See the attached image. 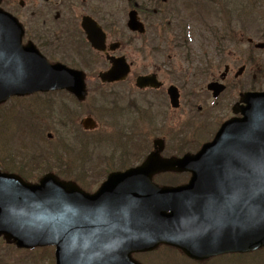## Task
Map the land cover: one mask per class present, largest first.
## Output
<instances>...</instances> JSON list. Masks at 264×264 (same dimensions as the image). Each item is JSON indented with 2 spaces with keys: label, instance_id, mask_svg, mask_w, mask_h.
I'll use <instances>...</instances> for the list:
<instances>
[{
  "label": "flooded vegetation",
  "instance_id": "obj_1",
  "mask_svg": "<svg viewBox=\"0 0 264 264\" xmlns=\"http://www.w3.org/2000/svg\"><path fill=\"white\" fill-rule=\"evenodd\" d=\"M178 5L130 0H18L9 8L4 1V7L24 27V46L35 47L50 65L84 73L88 91L85 98L93 93L92 100L99 106L83 109L86 100L78 101L81 115H86L81 119L86 133L82 142L89 144L91 136L103 129L96 137L99 143L108 138L109 158L95 162L85 172L84 168L68 166L64 156L60 160L47 154L34 158L28 152L34 144L32 115L36 114L0 113V191L4 184L19 191L25 184L49 183L51 174L60 180L75 174L93 184L101 183L111 172L141 166L155 152L165 159L197 153L214 140L226 121L241 116L234 112V106L242 93L263 85L255 81L264 75L257 69L252 82L246 83V67L239 63L241 59L228 63L227 57L244 54L259 65L252 39L240 38L232 49L222 48L221 21L219 28L216 24L204 25L209 38L205 48L197 45L190 51L179 50L175 34L183 31V25L177 16L182 8ZM132 10L137 11L144 33L130 29ZM211 41L215 48H211ZM244 42L246 52L242 51ZM126 67L129 74L125 80L100 81L101 74L124 71ZM142 77H148L146 84H138ZM222 82L226 88L223 93ZM57 93L45 96L54 102ZM93 113L105 118L101 128ZM49 135L48 140L53 141L54 135ZM9 148L10 153L6 151ZM161 175L153 176L152 181L162 183ZM175 176L169 175L170 180ZM44 192L49 195V185ZM55 250L51 246L19 248L0 236V264H55ZM132 259L139 264H222V255L194 262L182 251L162 245L135 253Z\"/></svg>",
  "mask_w": 264,
  "mask_h": 264
},
{
  "label": "water",
  "instance_id": "obj_2",
  "mask_svg": "<svg viewBox=\"0 0 264 264\" xmlns=\"http://www.w3.org/2000/svg\"><path fill=\"white\" fill-rule=\"evenodd\" d=\"M22 33L0 10V105L12 96L56 89L82 97L83 75L51 67L36 52L22 49ZM246 102L244 118L224 125L197 157L174 162L152 157L154 172L147 165L112 176L98 194L52 180L49 195L46 185L20 186L14 196L4 184L0 233L23 246L56 245L57 264H127L128 252L162 242L180 245L196 235L205 236L210 255L263 247L264 95H248ZM167 170L191 171L193 180L177 189L153 187L149 177ZM142 176L148 183L136 182Z\"/></svg>",
  "mask_w": 264,
  "mask_h": 264
},
{
  "label": "rangeland",
  "instance_id": "obj_3",
  "mask_svg": "<svg viewBox=\"0 0 264 264\" xmlns=\"http://www.w3.org/2000/svg\"><path fill=\"white\" fill-rule=\"evenodd\" d=\"M17 1L18 0H5V5L8 6L9 8H12L13 5L17 4ZM209 11H210V8L209 7H203V8H201V10H200L199 13H201L204 17H208L209 16ZM193 14L196 15V13H193ZM263 15H264V11H263ZM197 31H199V30L197 28H194V35L197 34ZM175 36H179V33L178 34H175ZM199 36H200V34H199ZM194 39L196 40V39H198V37H194ZM224 46H228V47L232 46V47H234L232 44H224ZM242 48L244 49L245 46H242ZM257 58L259 59V61H260V59H264V51L263 52L258 51L257 52ZM261 82L264 83V80H262ZM262 87H264V84L262 85ZM92 95H93V93L90 94L89 100L87 102H85L86 104L83 105V109H86V108H89V107L92 106L93 100L90 99ZM52 98L54 99V96H52ZM39 99L40 100H38V99H30V100H22V101L21 100H16V101H14V104L15 105H18L20 107H24L23 101H25V104H27V106H30V109H28V110H31V109L33 110V108H34L35 111H38V110H40V108L42 109V107H40V105L42 103L41 100L46 99V97H40ZM9 108L10 107H9L8 104L4 105L1 108L0 113L1 114H10V113H12V112H7V110ZM25 109H27V108L24 107V109L21 110V112L16 111L15 113L26 114L24 112ZM93 115H94V118L96 119V121L99 124V128H101L102 124H104L105 121H106L105 118L104 117H98V114L97 113H93ZM37 116H38V118L42 119L44 121V123L50 124L51 121H49L44 115L40 114V115H37ZM85 116L86 115H81V110H80V113H78L77 115H75V119H76V122L75 123L76 124L73 126V130L75 132H80V133L84 132L83 129H82V127H81V125H80V121H81L82 117H85ZM40 128H41V125H40ZM49 132L51 134H53V135L56 134L57 137H58V139L54 135L53 141L52 142L48 141L47 138H46V135ZM58 132H60V131L59 130H56L54 126H51L50 128H45V130L43 132V136H42L41 141H40V144L43 147L44 146L45 147H48V145H51L53 143H54V145H57L59 143L58 142V140H59V134H58ZM103 132H104V130L103 129H100L97 132H95L94 135H96V134H102ZM90 140H91V143H93V144H95L97 142V139L94 138V137H91ZM107 140H108V138H104L103 143H102V145L100 147L101 150L99 152V155H103V154L105 155V154H108L109 153V144H108V141ZM70 153L74 157L75 156L82 155L81 153H78V150L74 149L73 146H71ZM261 255H263V256H260L258 258H255L254 260H245L243 264H247V263L264 264V254H261Z\"/></svg>",
  "mask_w": 264,
  "mask_h": 264
},
{
  "label": "trees",
  "instance_id": "obj_4",
  "mask_svg": "<svg viewBox=\"0 0 264 264\" xmlns=\"http://www.w3.org/2000/svg\"><path fill=\"white\" fill-rule=\"evenodd\" d=\"M242 1L245 2V0H242ZM256 1H257V5L255 6V8H258V11H259V14H258L259 26L262 28L264 27V15H263L264 0H256ZM230 3H231V6H230ZM236 4H237V0H222V5L226 7L227 10L229 9V11L232 13L236 11ZM242 4L244 3L242 2ZM263 34H264V31H263Z\"/></svg>",
  "mask_w": 264,
  "mask_h": 264
}]
</instances>
